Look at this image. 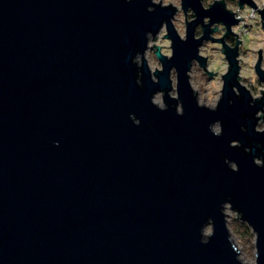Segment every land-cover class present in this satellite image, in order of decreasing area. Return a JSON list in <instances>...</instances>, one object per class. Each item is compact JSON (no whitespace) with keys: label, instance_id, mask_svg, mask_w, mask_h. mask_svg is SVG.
Returning a JSON list of instances; mask_svg holds the SVG:
<instances>
[{"label":"water","instance_id":"water-1","mask_svg":"<svg viewBox=\"0 0 264 264\" xmlns=\"http://www.w3.org/2000/svg\"><path fill=\"white\" fill-rule=\"evenodd\" d=\"M213 1L205 12L185 0L196 11L188 43L169 23L175 59L163 60L157 85L132 59L145 51L146 33L170 22L171 6L149 13L150 0H0V264H244L227 207L251 229L255 264H264V168L253 163L264 157V135L254 130L264 103L250 107L239 82L241 42L225 45L232 66L217 112L197 107L185 76L197 58V24L235 22L225 0ZM208 38L202 26L198 43ZM172 67L183 117L176 101L166 97L167 112L150 102L171 90ZM217 120L220 138L209 130Z\"/></svg>","mask_w":264,"mask_h":264},{"label":"clouds","instance_id":"clouds-1","mask_svg":"<svg viewBox=\"0 0 264 264\" xmlns=\"http://www.w3.org/2000/svg\"><path fill=\"white\" fill-rule=\"evenodd\" d=\"M133 0H127L131 4ZM213 0H199L202 9L205 12L210 10ZM152 6L147 8L149 13H155L157 6L163 10L175 9L174 15L170 22L165 21L158 32L146 33V49L140 54L137 53L132 59V63L138 69H143L145 63L149 70L150 79L153 84H160L159 75L165 72L163 60L169 62L175 59V43L169 38V23L174 26V30L182 43L189 42V28L186 26L188 17H192L196 11L192 7L185 10V0H150ZM225 11L231 14L235 21L230 26L222 22L213 23L211 16H205L202 24H197L192 39L198 44L196 49L197 58H193L190 62V69L186 71L185 76L187 84L196 100V105L202 110L217 112L224 100L227 88V79L230 77L232 60L229 59L228 52L225 50L227 41L221 43L230 30L231 34L241 42L240 50L234 60L239 68L238 79L240 84L247 89L250 94V107L255 108L257 103H264V85L258 84L260 79L259 73H264V0H235V2H227L225 0ZM187 13V15H186ZM202 26L209 29V38L201 41ZM230 47V46H229ZM198 58L205 61L204 70L198 71L194 65L198 64ZM136 81L139 87H143V72L137 73ZM168 79L171 84L170 91H157L151 98V104L161 112H167L169 105L166 103V97L172 101H176V115L183 117L185 108L180 96V75L176 67H172L169 71ZM255 89V90H253ZM232 93L241 98L242 93L236 86L232 87ZM234 104V101H229ZM132 123L140 127L141 120L134 114L130 115ZM255 132L264 135V109L256 112ZM210 132L217 138L223 136V124L217 120L209 125ZM242 132H247V128H241ZM230 148L238 149L243 147L239 141H232ZM264 148V145H257ZM245 153L251 154L252 148H244ZM264 157H253V163L258 168H264ZM229 169L238 173L240 171L237 163L225 160ZM212 228L208 227L204 230V235H211Z\"/></svg>","mask_w":264,"mask_h":264},{"label":"rangeland","instance_id":"rangeland-1","mask_svg":"<svg viewBox=\"0 0 264 264\" xmlns=\"http://www.w3.org/2000/svg\"><path fill=\"white\" fill-rule=\"evenodd\" d=\"M186 15H187V13H186ZM190 19H192V17H188L187 20H190ZM231 37L233 38V41L235 42L236 41L235 37L234 36H231ZM229 39L226 40L227 44L229 46H233L235 43L233 42V44H232L229 41ZM239 50H240V47H239ZM262 60H264V55H262ZM194 67H196L198 71L204 70L198 64L194 65ZM257 83L263 85L259 81ZM253 90H255V89H253ZM225 214L227 215L226 216V219L228 220L227 227L231 233V240L233 241L237 251H239V258H240L241 262H243L244 264H255L256 263V261H255L256 250L254 247V245H255L254 234L251 232L253 234L252 236H250L248 238L241 237L239 232L236 231L235 226L233 224L234 221L237 220L236 214L233 213L232 211H230V209L228 207L226 208Z\"/></svg>","mask_w":264,"mask_h":264},{"label":"trees","instance_id":"trees-1","mask_svg":"<svg viewBox=\"0 0 264 264\" xmlns=\"http://www.w3.org/2000/svg\"><path fill=\"white\" fill-rule=\"evenodd\" d=\"M227 2H235V0H227ZM229 41L233 44V38L230 37ZM234 226L237 232L241 235L243 238H248L252 236L251 229L247 228L245 224L241 223L238 219L234 221Z\"/></svg>","mask_w":264,"mask_h":264}]
</instances>
